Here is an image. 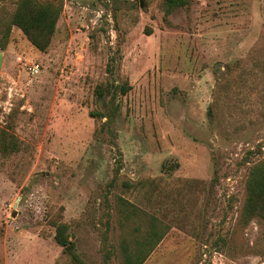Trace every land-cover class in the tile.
<instances>
[{
    "label": "rangeland",
    "instance_id": "374dc122",
    "mask_svg": "<svg viewBox=\"0 0 264 264\" xmlns=\"http://www.w3.org/2000/svg\"><path fill=\"white\" fill-rule=\"evenodd\" d=\"M39 1L63 4L45 52L17 26L2 46L0 0L17 144H0V264H75L60 224L87 264H123L120 197L168 226L143 264H264V223L241 219L264 158V0ZM109 82L130 89L98 98Z\"/></svg>",
    "mask_w": 264,
    "mask_h": 264
},
{
    "label": "trees",
    "instance_id": "16d2710c",
    "mask_svg": "<svg viewBox=\"0 0 264 264\" xmlns=\"http://www.w3.org/2000/svg\"><path fill=\"white\" fill-rule=\"evenodd\" d=\"M165 3L171 11L176 6H184L186 1L165 0ZM62 9L61 1L16 0V7L8 13L10 18L8 21H2L4 24L2 46L6 45L10 37L11 27L17 26L36 49L45 52L56 31V24ZM129 89L130 86L127 82L121 85L109 82L97 86L95 93L98 98H103L111 93L124 95ZM117 110L118 107L114 105V100L111 99L106 105V113L103 117H107V121L103 126L106 127L113 123ZM0 144L2 151L8 150L10 152L17 145L14 139L5 135L4 131H1ZM246 191L241 213L242 221L246 223L252 219H259L264 223V158L250 167ZM117 213L122 230V237L119 242L122 263L143 264L166 235L168 226L158 218L148 216L134 203L121 197L117 205ZM67 230L66 224L57 226L56 242L63 247L64 252L75 264H87L76 252L75 242ZM111 254L110 250L105 252V264H108Z\"/></svg>",
    "mask_w": 264,
    "mask_h": 264
},
{
    "label": "water",
    "instance_id": "95a60500",
    "mask_svg": "<svg viewBox=\"0 0 264 264\" xmlns=\"http://www.w3.org/2000/svg\"><path fill=\"white\" fill-rule=\"evenodd\" d=\"M140 5H141V7L143 6L142 1L140 2ZM2 61H3V55H2V53L0 52V69H1Z\"/></svg>",
    "mask_w": 264,
    "mask_h": 264
}]
</instances>
